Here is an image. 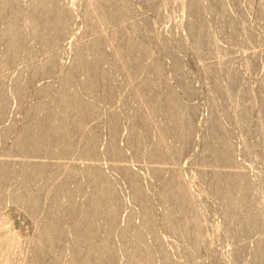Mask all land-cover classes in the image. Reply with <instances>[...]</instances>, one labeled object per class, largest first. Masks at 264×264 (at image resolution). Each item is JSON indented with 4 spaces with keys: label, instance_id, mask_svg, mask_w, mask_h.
<instances>
[{
    "label": "rangeland",
    "instance_id": "1",
    "mask_svg": "<svg viewBox=\"0 0 264 264\" xmlns=\"http://www.w3.org/2000/svg\"><path fill=\"white\" fill-rule=\"evenodd\" d=\"M56 1L59 6L70 11V19L67 29L59 33L55 48L46 50L49 47L28 36L27 45L12 62L7 63L6 44L0 38V94L6 99L4 111H0V160H9L11 164L26 162L27 172L38 164L49 166L41 178L32 184L28 193L23 191V198L13 197L22 179L20 175H14L2 189L0 188V264H52L55 259L64 264L69 261L73 239L71 234H66L68 236L65 235L55 243L41 260H32L31 252L38 235L37 228L45 218L41 214V218L39 216V219H36L38 221L29 220L23 205L26 195L37 191L42 182L52 181V178L54 182H58L69 172L75 177L67 182L65 189L71 191V198L77 207L86 206L89 196L95 191L88 185L90 176L85 171L88 165L100 169L104 180L110 182L118 197L116 227L108 240L115 254L105 263L127 264L128 254L136 242L131 238L129 242H125L121 238L122 230L127 225L130 229L140 226L143 222L139 203L125 177L127 170L137 178L145 192L147 204L151 209V221L156 224L154 231L145 232L144 235V241L152 252L156 253L161 245L171 260L170 264H250L260 238L263 241L261 251L264 253V222L258 223L255 228L237 233L244 215L240 213L236 219L227 220L226 210L220 205L215 190L209 189V181L215 171L235 172L239 175L243 172V177L252 182L246 198H255V201L260 203L258 205L264 207V0H223L227 17L233 19V24L229 23L228 18L221 12L218 6L220 0H202L210 8L203 16V22L209 30V40L204 43L203 53L199 57H195L192 52L195 37L188 31V24L195 17L193 12H189V0H125L131 6L129 24L133 23V26L142 30V42L149 46L150 53L153 54V59L144 55L139 60L140 64L147 66L145 73L148 74L134 72L128 81L130 83L127 84L118 65L113 64L115 59L112 51L109 47H104L107 53L102 65L110 71L108 82L116 88L112 99L107 98L99 88L98 92L94 91L92 94L83 90L86 93L84 94L79 89L83 98L88 102L91 100L99 110V115L90 117L87 121L89 131L93 132L96 138L92 151L85 154L81 145L76 144L73 152L66 155L52 151L42 154L19 153L12 147L22 127L31 118L33 106L42 98L48 100L63 87L61 76L67 68L77 62V46L91 39L90 29L93 23L88 24L90 22L85 19L88 0ZM19 3L26 8L28 0H19ZM25 22L23 17L22 23ZM4 27V19H0V31H3ZM46 53L51 56L54 68L47 74L35 72L36 63L41 62L44 56L46 58ZM156 64L162 67L164 81L154 85L152 92L162 95L165 89L174 91L176 98L183 103L182 111L190 108L188 110L191 111L192 117L190 128L185 132L188 137L187 144L181 145V142L173 137L175 133L171 130L165 138V146L175 150L181 146L182 148L176 150L177 153L173 150L168 155L149 159L145 154L155 146L157 129L151 127L148 134L141 136L143 147L141 151H137L136 146L129 143L130 131L137 122L136 119L139 124V120L147 116L148 111L142 109L141 114L136 115L141 117H129L133 108L141 104L140 107L146 106L140 99L133 98V92L145 79V75L153 76L151 69ZM201 65L210 66L212 73L220 70L225 72V69L229 68L228 73H222V84L229 87L225 96L214 93L211 85L212 74L203 72ZM80 75L77 73V79L83 78V75ZM18 85L26 87L22 96L16 93ZM41 87H45L48 92L38 95L37 90ZM110 114L118 118L114 144L122 152L121 157L109 155L106 151L112 134L109 127ZM161 116L160 114L154 117L158 124L163 120ZM212 118L220 124L225 138L223 140L230 145V164L215 166L213 159L206 157L204 146L208 140L211 141L207 133ZM156 167H162L164 170L157 174L154 171ZM169 176L182 179L184 188L192 200L194 215L202 223L198 233L202 242L199 244L161 225L165 207L158 197V190ZM52 190L53 188L51 191L50 188L43 190L41 199H45L47 193ZM25 192L27 194H24ZM72 219L65 218L64 227L67 233ZM97 221L95 226L102 223ZM13 225L19 230L21 238L7 250L4 233L7 232L6 228ZM151 264L162 263L155 260Z\"/></svg>",
    "mask_w": 264,
    "mask_h": 264
},
{
    "label": "bare ground",
    "instance_id": "2",
    "mask_svg": "<svg viewBox=\"0 0 264 264\" xmlns=\"http://www.w3.org/2000/svg\"><path fill=\"white\" fill-rule=\"evenodd\" d=\"M128 2L125 0L87 1L85 19L90 22L88 24L93 23V27L90 29L91 39L77 46L75 50L77 62L67 68L61 76L63 87L55 93L52 92L54 94L48 100H43L42 98L41 101L33 106V112L32 114L30 113L31 118L28 117L29 120L18 134L12 147L13 150L19 153L32 152L36 154L52 151L53 153L66 155L73 152L76 144H79L85 154L92 151L96 138L94 133L89 131L87 121L90 117L99 115V110L97 109L98 106L90 102L91 100L89 102L86 101L79 91L82 90V92L85 91L88 94H92L99 88L104 91L107 98L112 99V94L116 88L114 84L108 82L110 71L102 65L107 53L104 47H109L110 51H112L115 59H113V64L118 65L117 67L123 73L127 84L130 83L128 81H130L134 72L148 74V72L145 73L148 69L147 66L139 63V60L144 55L148 56L149 59H153L149 46H145L142 42V30L138 26H133V23L129 24L131 6ZM218 6H220L223 15L228 18L223 0H220ZM188 8L189 12H193L195 15L188 24L189 33L195 37L192 52L195 57H199L203 53L204 43L209 40V30L203 22L204 12H208L209 7L202 0H189ZM23 17L26 19L25 23H22ZM229 18L227 20L233 24V19L231 18V21ZM0 19H4L5 24L3 31H0V38L6 44V62L10 63L27 45L26 37L28 36L36 38L42 45L49 47L46 50L55 48L58 44L59 33L64 32L68 27L70 11L59 6L56 0H28L26 8L19 3V0H0ZM111 25L116 27L112 26V28ZM44 58L40 60L41 62L36 63L37 70L35 71L34 69L35 72L44 74L51 72L54 62L50 60L51 56ZM3 60L4 64H6L5 58ZM202 69L203 72L212 74L211 85H213L212 90L214 89V93L225 96L229 92V87L222 84V73H228L229 68H226L225 72H220V70L213 71V73L210 66H203ZM151 70L153 76L145 75V79L139 84L137 83L138 85L134 88L133 98L135 100L140 99L141 103H145L146 106L140 107L141 104L133 108L131 116H128L129 119L133 117L135 119L138 113L141 114L142 109H146L148 115L143 116L139 120V124H137L138 119H136L137 122L135 125L133 124L134 126H132L130 131L129 143L135 145L137 151H141L143 147L141 136L148 134L151 127H155L157 129L155 146L148 150L145 156L147 155L149 159H157L175 150L172 147L165 146V138L169 131H174L175 136H172L176 137L181 142V145L188 143V137L185 136V132L190 128L192 115L191 111L188 110L190 108L182 111L183 103L176 98L174 91L165 89L162 95H155L152 92L154 85L164 80L161 66L156 64ZM77 73L81 74L80 76L83 75V78L77 79ZM45 89V87H41L37 90V94H46L48 90L46 92ZM25 91L26 87L23 85L16 87V93L19 96H22ZM85 92L84 94H86ZM106 97H104V100ZM5 100L4 96L0 94V111L4 109ZM160 114L163 116V120H159L160 123L158 124L154 117ZM117 119L116 115L110 114L109 127L112 134L106 151H108L109 155L121 157L122 152L114 144ZM219 125L212 118L211 127L207 133V137L211 138V141L208 140L204 146L206 157L212 158L215 166L232 162L230 145L223 140L225 139L223 130ZM257 130L259 132L260 128ZM181 148L182 146L176 150L179 151ZM175 151L174 153H177ZM26 165V162L11 164L9 160H0V188L4 187V184L14 175L22 176L13 195L15 199L21 198L24 190L28 193L32 184L39 180L42 173L49 168L46 164H38L27 172ZM161 168L156 167L155 173H161L164 170V168ZM85 171L90 176L88 185L95 191L89 196L88 203L84 207H77L71 198V191L69 192V190L65 189L67 182L75 177L69 172L58 182H54V178H52V181L42 182L37 191L29 193L28 196L26 195L27 198H25L26 201L23 206L27 218L31 221H38L36 219H39L38 217L41 214L45 218L43 221L41 219L42 222L37 228L38 235L31 252L34 262L41 260L47 255L54 244L62 240L66 234H71L73 238L69 252L70 259L69 261L67 260V263L65 262L66 264H107L105 262L110 260L115 254L114 249L109 246L108 240L116 227L115 211L118 197L113 192V186L111 187L110 182L104 180L100 169L88 165ZM243 176V172L239 175L235 172L215 171L212 172V177L209 181V189L215 190L220 205L226 210L227 220L236 219L240 213L244 215V220L241 221L237 233L255 228L258 223L264 222V207L259 206V202H256L255 198H246V193L250 190L252 182H249ZM125 177L131 184L132 193L137 203H139L141 216H143V222L140 226L130 228L131 230L128 225L126 228L123 227L121 238L125 242H129L131 239L136 242L128 254L127 264H151L155 260L161 261L162 264H170L171 260L164 247L160 245L156 253H154L145 243V232L154 231L156 224L151 221V209L147 204L146 194L137 178L127 170L125 171ZM181 180L174 176H169L162 182L158 190V197L165 207L161 225L171 232L179 233L189 241L199 244L202 242L198 235L202 223L194 215L192 200ZM49 188L50 191L53 188L52 192L48 191L47 197L45 199L42 197L41 199V192L49 190ZM26 192L24 194H27ZM1 195L0 200L2 198ZM66 217L68 219L69 217L73 218L72 222H70L71 224H69L68 233L64 227ZM97 220L102 223L95 226L94 224ZM6 230L4 242H6V249L8 250L20 241L21 234L14 225L6 228ZM260 239L255 249L256 254H253L250 264H256L257 262L264 264V253L261 251L263 249V241ZM128 248L130 247L128 246ZM52 262V264H60L57 259Z\"/></svg>",
    "mask_w": 264,
    "mask_h": 264
}]
</instances>
